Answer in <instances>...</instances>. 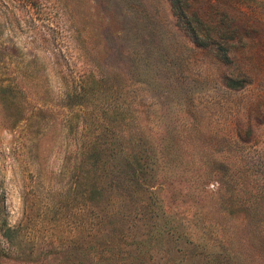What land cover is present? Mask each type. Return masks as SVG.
Listing matches in <instances>:
<instances>
[{"label": "rangeland", "instance_id": "374dc122", "mask_svg": "<svg viewBox=\"0 0 264 264\" xmlns=\"http://www.w3.org/2000/svg\"><path fill=\"white\" fill-rule=\"evenodd\" d=\"M198 15L227 62L167 0H0L3 254L264 264V0Z\"/></svg>", "mask_w": 264, "mask_h": 264}, {"label": "trees", "instance_id": "16d2710c", "mask_svg": "<svg viewBox=\"0 0 264 264\" xmlns=\"http://www.w3.org/2000/svg\"><path fill=\"white\" fill-rule=\"evenodd\" d=\"M171 13L174 16L177 25L183 30V32L187 35L188 39L191 41L193 45L196 47H203L206 49L211 50V46L208 47V41H211V36H209L210 28L216 26H209L207 24V18L201 17L198 15V2L199 0H167ZM209 1V0H208ZM207 4V1H205ZM209 4V2H208ZM215 28V27H214ZM231 27V29H233ZM233 37V32L230 31ZM228 34H230L228 32ZM228 35L224 36L225 42L227 41ZM213 42V41H211ZM217 46L215 50V58L218 59L220 62H227L228 58L226 55V50L223 47ZM226 85L230 88H236L238 85L237 81L234 80H227ZM0 232L2 238L5 240L6 243L12 244L14 241L13 234L15 231H12L9 227H7L4 223H0ZM0 259L5 261H12L14 264H22L21 261L17 258L9 257V255L3 254L0 250Z\"/></svg>", "mask_w": 264, "mask_h": 264}]
</instances>
